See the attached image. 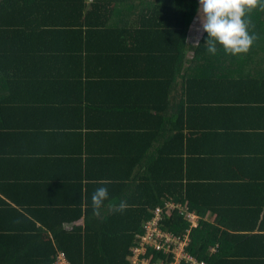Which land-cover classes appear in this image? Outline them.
Wrapping results in <instances>:
<instances>
[{"label": "trees", "instance_id": "16d2710c", "mask_svg": "<svg viewBox=\"0 0 264 264\" xmlns=\"http://www.w3.org/2000/svg\"><path fill=\"white\" fill-rule=\"evenodd\" d=\"M198 14V0H0V264H51L58 251L71 264H128L136 235L165 200L198 209L217 195L221 184L193 175L212 152L195 146L215 139V115L236 106L238 94L259 103L244 108L243 128L258 119L255 128H264V76L216 67L206 75L204 67L243 58L264 67V8L247 14L255 40L237 56L220 46L208 52ZM36 133H71L87 147L100 141L94 159L86 152L79 199L54 214L50 206L24 214L7 192L27 185L14 147ZM101 186L109 197L95 210L91 197ZM164 226L188 227L177 215ZM239 233L201 222L188 252L206 264H236L234 256L264 264V232ZM224 237L237 241L211 258Z\"/></svg>", "mask_w": 264, "mask_h": 264}, {"label": "crops", "instance_id": "0c3cea01", "mask_svg": "<svg viewBox=\"0 0 264 264\" xmlns=\"http://www.w3.org/2000/svg\"><path fill=\"white\" fill-rule=\"evenodd\" d=\"M195 66L199 67L200 64L192 63L191 68ZM213 67L238 72L243 78L264 76L262 64L249 63L245 58L241 61L206 64V75ZM231 99L235 100L233 103L236 106L222 108L215 115L218 118L215 120L217 127L213 133L214 141L207 137L195 146L198 151L209 148L212 152L203 155L207 161L198 164L193 175L198 177L197 180L207 184H221V187L217 190V195H209L210 198L200 208L190 210L198 216L199 223L214 226L221 234L234 235L235 232H241L239 234L244 235V232H249V237H255L264 232V189L258 187L264 184V128H255V123L262 125L259 119L251 120L253 125L243 128L246 123H250L244 108L259 110V103L253 102L255 98L238 94ZM243 104H251L255 108ZM210 114L214 118V114ZM70 134H51L52 140H47L43 135L40 138L38 133L26 134L15 145L17 167H23L15 171L19 177L27 180V185L20 192H7L17 198V204L23 207L18 209L22 213H37L39 210L42 213L44 208L40 206H50L48 208L54 214L60 205H69L71 201L79 199L80 189L77 186L85 171L86 152L94 159L99 149L96 143L100 141L91 138V145L87 147ZM197 156L202 155H193L195 158ZM96 167L99 168V164ZM98 171L99 169L91 171L90 176H97ZM225 238L210 247L211 258L218 255L221 247L235 245L237 241L235 238L224 240ZM238 248L237 243L236 252ZM237 259L238 256H234L236 264Z\"/></svg>", "mask_w": 264, "mask_h": 264}, {"label": "built area", "instance_id": "2783aa9c", "mask_svg": "<svg viewBox=\"0 0 264 264\" xmlns=\"http://www.w3.org/2000/svg\"><path fill=\"white\" fill-rule=\"evenodd\" d=\"M187 222V229L174 233L164 225L175 217ZM199 218L188 207L167 199L163 205L152 211V216L136 235L135 246L128 258V264H206L188 252L191 231L198 228ZM214 250V249H213ZM51 264H71L62 251H58Z\"/></svg>", "mask_w": 264, "mask_h": 264}, {"label": "clouds", "instance_id": "9594fccd", "mask_svg": "<svg viewBox=\"0 0 264 264\" xmlns=\"http://www.w3.org/2000/svg\"><path fill=\"white\" fill-rule=\"evenodd\" d=\"M202 30L207 34L208 52L215 55L218 47L233 56L246 54L255 36L248 31L247 14L264 0H198ZM109 197L108 188L101 186L91 197L92 206L99 210ZM125 206L120 205L121 210Z\"/></svg>", "mask_w": 264, "mask_h": 264}, {"label": "rangeland", "instance_id": "374dc122", "mask_svg": "<svg viewBox=\"0 0 264 264\" xmlns=\"http://www.w3.org/2000/svg\"><path fill=\"white\" fill-rule=\"evenodd\" d=\"M198 15L200 16V13Z\"/></svg>", "mask_w": 264, "mask_h": 264}]
</instances>
